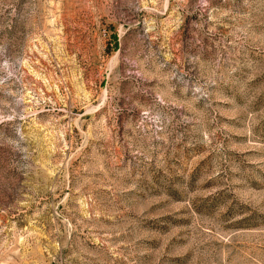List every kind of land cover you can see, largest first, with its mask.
<instances>
[{"label":"rangeland","instance_id":"obj_1","mask_svg":"<svg viewBox=\"0 0 264 264\" xmlns=\"http://www.w3.org/2000/svg\"><path fill=\"white\" fill-rule=\"evenodd\" d=\"M0 264H264V0H0Z\"/></svg>","mask_w":264,"mask_h":264}]
</instances>
